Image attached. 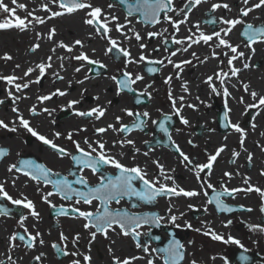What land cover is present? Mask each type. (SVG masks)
<instances>
[{
  "label": "flooded vegetation",
  "instance_id": "flooded-vegetation-1",
  "mask_svg": "<svg viewBox=\"0 0 264 264\" xmlns=\"http://www.w3.org/2000/svg\"><path fill=\"white\" fill-rule=\"evenodd\" d=\"M253 1L256 0H250L247 7H250ZM87 2L91 3L93 7L102 9L103 16L100 19L103 21L107 17L110 21L108 26L112 30L109 32V36L117 41L118 47L127 49L130 52V58L137 62L128 63L125 68L128 58H125L121 52L115 49L111 52L107 51L110 45L102 31L97 34L93 26L84 23L85 19L90 18L87 16L90 9L86 8L72 14L53 17L52 28L49 26L48 20L43 24H29L24 32L31 34V36L34 35L36 39V34L40 33V38L37 39L39 47L51 44L50 51L56 55H53V59H51L53 64L51 67L56 70L55 74L47 75L45 71L44 76L40 77V82L36 83L40 73L37 76L32 72L26 76L24 82L28 83L29 87L20 90L25 94L31 93L30 99H35L37 103L35 107L38 112L40 111L42 131L49 133L46 138L57 139V142L54 140L53 142L72 154H78L73 140L80 143L85 150L88 147L84 143L86 138L93 143V147L97 146L96 141H102L105 143L107 153L122 164L128 167L139 166L147 172V179L159 178L168 187H172V180L164 181L160 177V170L154 163L156 161L163 165L165 173L173 178L178 188H183L186 191H197L199 195L195 197L183 195L157 197L152 203L142 202L135 197H125L120 200L119 204L112 202L110 207L113 209H122L141 215L155 213L164 217L159 226H151L147 236L143 233L148 232L149 226L139 229L141 232L140 242L149 248V252L145 253L142 248H137V242L131 236H124L119 227L114 226L116 230H109L108 232L120 234L128 239L127 242H123L118 236L116 242L104 243L102 247L104 252L100 254L95 252L96 257H93L95 256L93 253L88 262H85L82 257H78L76 260L80 264H116L117 259L122 262L129 258H122L124 249H132L134 251L131 253H135L134 257H138L132 261V264H147L149 259L153 260V264H164L163 254L159 251L153 252L152 249L164 248L172 239H175L183 245L184 258L181 264H193V262L195 264H264V231H253L249 227L250 225H258L264 228V212L261 211V207L264 206V197L255 191L246 192L243 190L234 193L235 198L221 197L223 203L232 206L235 210L220 212L217 211L215 203H208L214 193L213 189L207 188L204 183L205 181L211 183L217 192L221 191L222 185L228 189H246L248 185L244 183V180L247 178L252 186L259 187L264 191V175H261L264 172V150H262L264 149V133H244L243 146H241L240 133H209L210 124L212 126L214 123L218 131H225L222 119L226 112L227 120L233 113L236 123L242 120L244 129L250 126L251 118L256 115L258 109L245 108L243 111V106L254 103L250 94L253 91L258 94L257 99L259 96H264V91H260L264 89V69L258 71V73L262 72L261 74H256L255 70L258 69V64L253 62L255 47L262 42L254 43L253 51L246 46L248 42L242 35L247 24L264 26V23L247 21L254 18L256 9L250 12L247 17H241L240 10L241 5H243L241 0H206L188 12L187 22L181 24L179 32H176L169 22L163 20V13L159 24L150 25L138 14L132 13L129 16L123 9L126 4H121L120 0H87ZM186 3L187 0H174L173 7L176 9L184 8ZM214 3L227 4L229 8L221 7L213 12L211 6ZM109 4L112 7H109ZM57 8L61 11L58 4ZM194 11L196 17L193 16ZM67 15H75V17L66 20L64 16ZM169 15L174 20L184 19L182 14L178 15L176 12L169 13ZM112 16L117 17V20L112 21ZM124 17L133 19V23L127 26L123 23ZM221 17L225 19L239 18L243 21L242 24L236 25L226 37L233 46H238V52L244 53L243 58L233 61V66L240 69L237 76H231L228 65V57L233 54L223 46L216 47L218 41L215 38L207 45L203 42L193 44L187 52L180 51L175 56H171V53L179 47L172 43L173 36L177 39H184L189 35L198 36L199 32L193 27L194 25L199 26V31L212 34L213 31L227 27L219 22ZM213 18L217 21L215 24L206 22ZM116 24L125 25L122 31L126 33L128 39H125L121 32L115 30ZM130 27L132 31H128ZM53 28L55 35L53 39L49 40L46 35ZM165 29L167 31H164ZM170 30L173 33L168 37ZM183 31L185 33H182ZM149 32L163 34L149 38L147 35ZM134 33H139L142 39L137 41ZM76 40H80L83 47L74 45ZM144 41L150 45L151 43L154 44V49L147 54V60L139 61L140 55L142 53L145 55V51L139 49L140 44ZM60 42L73 46L72 51L68 52L64 48L58 47ZM186 42L189 43V41ZM167 45L171 47L168 48ZM195 47L196 49H194ZM81 52H84L90 59L99 61L105 67L101 68L98 64L90 65L86 61L73 59ZM213 52L216 53L215 58L212 55ZM225 52H228V56H225ZM192 53H196V56L194 57ZM258 53L261 55L264 50H258ZM66 57H68L67 62L65 61ZM40 58L41 56L38 61ZM169 58L173 63H168ZM157 60L163 63L155 64L156 71L149 74L146 63ZM185 60L191 61V63L181 64L179 69L174 67V63ZM245 63L249 65L248 68H244ZM76 68H80V71H75ZM124 71L131 73L133 78L136 75L143 77L135 84L130 85L133 91L121 89L118 84V81L124 78ZM217 73H228V76L217 78ZM57 76L63 77V79H57ZM209 76L213 77L211 85L207 81ZM150 79L154 81L149 82ZM221 79H223V84ZM78 81H83V83H78ZM150 83H153L152 87H150ZM245 84L249 86L248 91L244 89L245 94L241 96L237 90L241 87L244 88ZM4 85L9 84L5 82ZM213 87L216 91H213ZM8 88L12 89V85H9ZM225 88L229 92L227 97L223 94ZM57 89L67 94L53 96L43 103L37 99L38 96L49 95ZM169 94H171L172 99H169ZM5 95L7 94L1 95L0 89V98ZM241 99L243 103H241ZM72 100H77L79 103L69 108L68 103ZM137 100L140 102L138 103ZM173 101H175V107ZM189 105L194 107H189ZM97 106L105 110L104 116L99 120L95 119V116L88 117L75 114L77 111L87 112ZM44 108H47L50 114L41 111ZM126 110L132 111L133 115L128 116ZM144 112L149 115L144 117L142 115ZM137 114H141L140 120L143 121V125L139 129H133L130 133H119L111 129L104 133L96 132L98 128L107 129L109 124L116 128H119L121 123L131 126L137 122ZM118 116L121 118L120 123L116 120ZM181 118L186 119L188 123H182ZM161 124L164 125L166 132L161 129ZM49 127L52 128L49 129ZM57 132L61 133L59 137L55 136ZM69 133H72V140L67 138ZM11 136L12 133H0V148L8 150L7 155L0 159V183L4 184L5 190L13 199L23 200L27 197L28 200H31L39 216L38 218L33 217L30 210L25 209L22 205H12L10 201L0 199V206L9 210L8 215H0V264H48V252L54 260L49 250V233L77 231L79 227L83 229L88 221L80 217L78 212L72 214L71 209L78 208L80 211L94 212L99 202L93 201L92 205L76 204V197L65 200L59 195H53L49 197V200L55 207H51L42 198L47 192L54 191L50 184H38L22 172L13 171L10 173L8 167L12 164L19 165L21 160H32L35 163L44 164L53 173L59 174V176H53V179L66 177L72 181L83 176L90 186L99 183L100 173L93 174L91 169L87 168L81 170V167L70 156L60 157L52 148L42 142L39 143L37 151V153L40 152V156L34 153H22L23 150H20L21 147H18L14 140L10 141L13 146L3 143V141L11 139ZM126 139L132 140L134 144H123L122 146L121 143H114ZM25 142L28 144L31 141L26 140ZM177 146L190 158L192 164L187 165V162H181L182 157L176 151ZM221 147L224 150L213 162L211 173L209 174V171L205 169L199 172L200 179L197 180L196 174L199 170L196 165L206 163L208 156L215 154L216 150ZM22 149L25 150L26 148L23 147ZM135 149H139V151L137 152ZM41 150L43 151L41 152ZM145 152L148 155H144ZM234 152L238 155L234 156ZM249 153L252 156L251 161L248 158ZM101 171L107 175L117 174L116 170L110 166L103 167ZM225 172L231 173V178L226 177ZM13 180H15V184H13ZM134 185L137 188L141 187L140 181H135ZM73 187L81 191L86 190L83 185L73 184ZM189 205L194 207L189 208ZM170 206L171 213L169 212ZM61 207L68 210L70 214L68 216L59 214ZM249 208L251 211L246 210ZM170 215L178 217L176 225H180V227L170 223ZM21 217H25L23 227H21ZM228 221L231 223L228 224ZM185 224H190L191 228L186 227ZM25 229H27L26 232ZM89 229L95 231L94 228L90 227ZM37 232L40 233V236L34 241L32 247H28L27 237L35 235ZM211 232L221 235L224 239L213 240ZM205 233L209 234L205 235ZM13 234L18 237L22 235L25 239L17 238L13 241L10 239ZM229 236L240 243H226L225 241ZM154 237H158V239H154ZM40 240L45 243L41 244ZM59 242V239L56 238L55 245L57 247H51L56 258L54 261L58 264H65L66 255L63 254L65 250L57 244ZM41 254L43 255L41 256ZM138 254L143 256H136ZM33 255L41 256V260L37 261ZM242 256H246L247 260L242 261Z\"/></svg>",
  "mask_w": 264,
  "mask_h": 264
},
{
  "label": "snow or ice",
  "instance_id": "snow-or-ice-1",
  "mask_svg": "<svg viewBox=\"0 0 264 264\" xmlns=\"http://www.w3.org/2000/svg\"><path fill=\"white\" fill-rule=\"evenodd\" d=\"M51 2L58 4V7L61 9V11H53L51 12V16L48 18L51 19L53 17L62 16L65 14H72L78 10L82 9H90V11L87 13V16L90 17L89 19H85L84 23L91 25L95 28L97 34H100L102 31V34L105 38H107L108 43L110 47L108 48V52H111L113 49L117 50L118 52H121L125 58H128L125 63V68L127 67L128 63H135L137 61L130 58V52L127 49H123L121 47H118L117 41L112 39L109 36V32L112 30L108 25L110 21L107 17L103 19V21L100 19L101 16H103L102 9L100 7H93L91 3L87 2V0H51ZM206 2V0H187V3L184 5V8L176 9L173 7L174 0H132V2H129V0H120L121 4L127 5V12L128 15H132V13H138L145 22H147L150 25H156L161 22V14L163 13V20L170 23L171 27L176 31L179 32L180 25L184 24L188 20V12H191L193 9H195L198 5L201 3ZM242 4L246 7L241 8L240 10V16L241 17H247L250 12H252L254 9H259L262 6H264V0H258V3H254L251 5V7H247L249 5L250 0H241ZM11 3L15 6L10 8L6 3H4V0H0V14L6 13L8 14V19H2L0 20V30H8L12 28L19 29L21 31H24L28 28L29 24H31L33 21L39 24L45 23V20L42 19L40 16L33 15L32 12H28L27 16L32 17V20H28L26 17H20L16 15L17 8L19 9H25L26 6L24 4H18L17 0H11ZM42 7L45 11H50L47 4H43ZM109 7H112L111 4H109ZM225 8L228 9L229 6L227 4H220V3H214L211 6V11L215 12L218 8ZM187 9V11H185ZM176 12L178 15L182 14L184 16V19L182 20H174L169 13ZM112 21L117 20V17L112 16ZM207 23L215 24L217 21L213 18L208 21ZM221 24L226 25L227 27L221 28L219 31H213L212 34H205L202 31H199V26L194 25L199 32L198 36L189 35L188 37H185L184 39H177L175 36L172 37V43L176 45H181V48H177L176 51L171 53V56H175L177 52L184 51L187 52L188 49L193 44H199L203 42L204 44H208L210 41H212L214 38L218 41L216 44V47L223 46L224 48L228 49L233 55L228 57V65L231 71V76H237L240 69L233 66V61L237 60L239 58L244 57L243 52H238V46H233L226 37L229 36V34L232 32V30L236 27L238 24H242V19H225L223 17L220 18L219 21ZM130 23V21H129ZM125 28V25L122 24H116L115 30L117 32H121V35L124 36L125 39H128L129 37L122 31V29ZM128 31H132L131 28L128 29ZM164 31H167L165 29ZM191 32V29H189ZM163 33L158 32H149L147 35L149 38L161 36ZM37 39L40 38V33H37ZM55 35V29H50L47 35V38L49 40L53 39ZM135 39L137 41H140L142 39L141 35L139 33H134ZM242 35L247 40V47L252 49L254 51V48H252L253 44L261 41L264 42V26H254L252 24H247L245 27V31L242 33ZM186 41H189L187 44V47H183ZM74 45H80L83 47V44L80 40H76L74 42ZM58 47L64 48L66 51L71 52L72 47L70 45H66L63 42H60L58 44ZM146 47L145 44L141 43L140 48L144 49ZM39 48V44H34L31 51L35 52ZM55 51V49H53ZM192 55L195 57L196 53H192ZM213 57H216V53L213 52ZM225 56H228V52H225ZM4 60H11L12 57L9 56L7 53L2 57ZM52 57H48L49 63L41 62L36 65V68L39 70L40 76L37 77L36 83L40 82V77H43L45 74V71L47 68L51 67V61ZM73 59L79 60V61H86L88 64H98L101 68L105 67V65L101 64L97 60L90 59L84 52H81L79 55L73 57ZM207 59V58H205ZM147 60V57L142 53L139 57V61H145ZM203 62V61H201ZM148 63H155V64H162V61H148ZM168 63H173V61L169 58ZM191 61L185 60L180 63H174V67L179 69L181 68V64H189ZM19 67V65H17ZM63 67V65H61ZM249 65L247 63L244 64V68H248ZM34 71L33 68H28L27 71L24 73V76H28ZM75 71L79 72L80 68H76ZM149 72H155V68H149ZM217 78L220 77H227L228 73H217ZM123 79L118 81V84L121 89H127L128 91H133V89L130 87V85L135 84L137 81L143 79L142 76L136 75L135 78H133L132 74L128 71L123 72ZM17 79H20L19 77H16L14 75L11 76H0V80H4L7 82V84L12 85L15 87L17 91H20L22 88H28L29 84L24 83L23 85L19 83H15ZM57 79H63V77L57 76ZM113 79H116L113 77ZM170 79V78H169ZM213 80V77L209 76L207 78V81L210 83ZM168 82V81H166ZM78 83H83V81H78ZM221 83L223 84V79H221ZM248 85H244L245 91H248ZM185 91L187 89L185 88ZM213 91H216V89L213 87ZM67 93L64 91H61L60 89H57L55 92L44 95V96H38L37 99L43 103L44 101L50 100L53 96L59 95L64 96ZM224 96H229V92L227 88L224 89ZM252 96V99L254 101L253 104L248 105L250 108H260L264 107V96H259L258 94L253 91L250 93ZM8 96L13 99V103H15V100L19 99V97L13 96V93L11 91L8 92ZM169 99H172L171 94H169ZM181 99H183L181 97ZM139 103L140 101L137 100ZM2 103V101H0ZM79 103L77 100L69 101L68 107L71 108L73 105ZM241 103H243V100L241 99ZM173 106L175 107V101H173ZM189 107H194L192 105H189ZM12 111L17 114V120L19 121V127L24 128L27 132L31 134L37 141L42 142L43 144L49 146L52 148L55 153L60 157H71L73 161L76 162L77 165L81 167V170L87 168L91 169L93 174L100 173V181L95 186H90L88 184V181L85 177L81 176L75 180L69 181L66 177H61L58 179H53V176H59L58 173H53L50 168H47L44 164L35 163L32 160H21L19 162V165L12 164L8 167V171L11 173L13 171L15 172H22L25 176L29 177L30 179L36 181L38 184L43 183L44 185H51L54 191L47 192L42 197L46 203H49L51 207H55V205L51 204V201L49 200V197L53 195H59L61 198L65 200H71L73 197H76L75 203L76 204H86V205H92L93 201H98V205L96 206V210L93 211H80L78 208H72L71 210L73 212H78L80 217H83L88 223H85L84 227L85 229L94 228L95 231L91 232L90 235L93 239H95L97 233H102L107 235V232L109 230L115 231L116 227H119L120 232L124 236H131V238L136 241V247L142 248V250L147 253L149 252V248L142 244L140 242L141 232L139 229H141L144 226H149L148 232H144L143 235L147 236L151 230L152 225L159 226L161 221L164 220V217L158 216L155 213H145L143 215L136 214V213H130L126 210L122 209H113L110 207V204L112 202H115L116 204L120 203V200L128 197H135L138 200L145 202V203H152L156 200L157 197H163V196H180L183 195L185 197H195L199 195L197 191H186L183 188H178L175 185V181L170 175H167L165 173V170L163 168V165L159 164L158 162L154 161L156 163L157 168L160 170L159 175L163 178L164 181L172 180L173 186L168 187L165 183L161 182V179L157 178L154 180L147 179V172L142 170L139 166L134 167H128L124 164H122L118 159L115 157L109 155L105 149V143L102 141H96V147H93V143L89 142L87 138L84 140V143L88 146L87 150H85L83 147H81L80 143L76 141H72L75 145L76 153L78 154H72L68 152L65 148L62 146H59L53 142V140L46 138L44 135L40 134L35 128H33L30 125V121L25 119L22 114L19 113L18 108L13 107ZM43 112H49L50 111L47 108L42 109ZM178 111V110H177ZM30 113L33 116H37L40 114V112L37 111L36 107L33 106L32 109H30ZM126 113L128 116H132L133 113L130 110H126ZM78 116H88L92 117L95 116V119L99 120L101 117L104 116L105 110L99 106L92 108L91 110L87 112H80L77 111L75 113ZM140 115L137 114L136 123H133L131 126L121 123L119 128H116L114 125L109 124L107 129L106 128H98L96 129L97 133H104L108 129H111L112 131L119 132V133H130L133 129H139L143 125V121L140 120ZM144 117H147L149 114L147 112L142 113ZM227 117V112L225 114ZM116 120L118 123H120L121 118L118 116L116 117ZM181 122L184 124H187L188 121L186 119L181 118ZM155 123V121H153ZM231 127L238 133L241 134V146H243L244 141V130L238 125V124H232ZM255 127V125H253ZM0 128H6L9 131H16V127H9L7 123H5L3 120H0ZM161 129L165 132L167 131L164 129V125L161 124ZM83 130V129H81ZM61 133L57 132L55 133L56 137H59ZM69 140H72V133L68 134L67 137ZM169 140H171V137H169ZM114 143H121L133 145L134 142L130 139H126L124 141H116ZM191 143V141H190ZM224 150L223 147L216 150V153L213 155H209L207 162L202 165H196V168L199 170L197 172V180L200 179L199 172L204 171L207 169L209 171V174L211 173V169L213 167V162L217 160V157L220 155V153ZM264 150V149H262ZM7 149L0 148V159H3L7 155ZM135 151H139V149H135ZM176 151L180 154L182 157V163L187 162V165L192 164V161L190 158L184 154L179 147H176ZM144 155H148L147 152L144 153ZM234 156L238 155V153L234 152ZM249 161H251V153H249ZM186 165V166H187ZM115 169L117 174L116 175H107L104 174L101 170L103 167H108ZM224 175L226 177L231 178V173L225 172ZM261 175H264V172L261 173ZM135 181H140L141 187L137 188L134 185ZM207 185V188L213 189V197L209 199L208 203L212 204L215 203L217 211L220 212H232L235 209L232 206H229L222 202L221 197H231L235 198L233 196L234 193L239 191H246V192H252L255 191L261 195V197H264V191H262L259 187H254L249 183V180L245 178L244 183L248 185L246 189H228L227 187L221 186V191L217 192L215 188H213V185L211 183H208L207 181L204 182ZM13 184H15V180H13ZM73 184L83 185L86 189L85 191H81L79 189H76L73 187ZM204 186L203 184L201 185ZM39 191V189H38ZM205 195L207 193L205 192ZM0 199H5L7 201H10L12 205H22L25 209L30 210V214L33 217L39 216V214L35 211L33 202L31 200H28L27 197L22 199H13L12 196L8 194V192L5 190V186L3 183H0ZM193 205H189V208H193ZM243 207V206H241ZM247 211H251V209H246ZM205 211L207 209L205 208ZM261 211L264 212V206L261 207ZM169 212L171 213V206L169 207ZM9 210L3 206H0V215H8ZM61 215H68V212L61 207L60 213ZM183 215V213H181ZM25 217H21V227H23V220ZM178 217L176 215H170L169 221L173 225L180 227V225H176ZM231 221H228V224H230ZM186 227L191 228L190 224H185ZM251 230L253 231H264V228H261L258 225H250L249 226ZM27 229H25V232ZM199 231V229H197ZM209 233H205V235H208ZM40 236V233L37 232L35 235H29L27 237V245L28 247H32L34 241H36L37 237ZM211 237L213 240H223L224 238L215 233L211 232ZM24 240V236H17L16 234H13V236L10 238L11 240L16 239ZM78 239V235L76 237ZM62 240H67V237L61 234ZM154 239H158V237H154ZM41 244H43V240L39 241ZM231 242L234 244H239L240 242L238 240L233 239L231 236L227 238L225 241ZM53 248H56L57 246L55 244L52 245ZM153 252L159 251L163 254L164 264H181V261L184 258V252H183V245L180 241L172 239L169 244L160 249H152ZM64 255H67V252L63 253ZM43 254H41L42 256ZM72 255H77V253H72ZM41 256L35 257L37 261L41 260ZM11 259V257H9ZM138 259V257H131L128 259L123 260L122 262L118 259L116 260V264H132V261ZM90 260V257L85 255L84 261L88 262ZM242 261H246L247 257L242 256ZM72 264H80L78 260H74ZM147 264H153V260L149 259L147 261ZM195 264V262H193Z\"/></svg>",
  "mask_w": 264,
  "mask_h": 264
},
{
  "label": "rangeland",
  "instance_id": "rangeland-1",
  "mask_svg": "<svg viewBox=\"0 0 264 264\" xmlns=\"http://www.w3.org/2000/svg\"><path fill=\"white\" fill-rule=\"evenodd\" d=\"M89 1H93V0H89ZM4 3H6L10 8L15 7L11 3V0H4ZM17 3L18 4H24L26 6L25 9L17 8V10H16V15L17 16H20V17L23 18V17L27 16L28 12H32L33 15L40 16L45 21L48 20L49 26L51 28H52L51 23L54 21V18L49 19L48 17L51 16V12L60 11L57 8V4L51 2V0H17ZM254 3H258V0H256L255 2L253 1L251 3V5L254 4ZM43 4H47L48 8L50 9V11H45L44 8L42 7ZM251 5H250V7H251ZM243 7L244 6L241 5V8H243ZM263 12H264V6H262L259 9H256V15L254 14L255 15L254 18H251L252 20H247V21H251V22L255 21L256 23L257 22L264 23V15L262 14ZM193 16L196 17V12L195 11L193 13ZM73 17H75V15L64 16V18L66 20H71V18H73ZM8 18H10V17H8V14H6V13L0 14V20L8 19ZM180 18H183V17H180ZM27 19L28 20H32V17L27 16ZM55 20H57V19H55ZM129 21H130V23H129ZM133 21H134L133 19L128 18V17H126V18L124 17L123 18V23L127 24V26L132 24ZM35 23H36L35 21L32 22V24H35ZM168 27H170V26H168ZM169 33H170V35L168 34L169 35L168 37H170L172 35L173 31L170 30ZM182 33H185V32L183 31ZM47 35H46V37H47ZM187 43L188 42H185L183 47H187ZM34 44H37V39H36V37L34 35L31 36V34H27L24 31H21V30L16 29V28H12V29H8V30H0V47L2 46V48H0V49H1V52L7 53L9 56L12 57V59L9 60L10 63L12 61H14L13 59L20 60L21 58H24V57L28 56V54L31 52L30 49L32 48V46ZM144 44L146 46L149 45V43L147 41H144ZM178 46H179L178 48L182 47L181 45H178ZM255 48H256V52H254L255 53L254 54L255 58H254L253 62L258 64V69H256L255 72H256V74H261L262 72L258 73V71H261V69H264V53H262L260 55L258 53V50H261V49L264 50V42H262L261 44H258ZM139 49L140 50H144V49H141L140 47H139ZM149 51H147L146 54H149ZM42 55L43 56L44 55L45 56L48 55V57L51 56L52 59H53V55L54 54L51 51H49L48 54L45 52ZM54 56H56V55H54ZM38 59H39V55L30 57V62H32V65L34 63V66L32 68L35 69V66L37 64ZM65 61L66 62L68 61V57L65 58ZM10 71H12V70L9 68V70L3 71L1 73V75H7L8 74L9 76H11L12 74H11ZM33 74H35V72H33ZM23 77L25 78V76H23ZM240 77H238V78H240ZM153 81H154L153 79H150L149 82H153ZM1 82L2 81L0 80V84H1ZM5 82L6 81L3 80V84ZM4 86H5V89H4V87H3V89L6 91L7 95L2 96L0 98V101H2V103H0V106H5V107L11 106L12 107L14 105L13 104V99L8 96V91H11L13 93V96H14V93H17L16 92L17 90L16 91H15V89L9 90V88H8L9 85H7V86L4 85ZM152 86H153V83H150V87H152ZM3 89H1V91H3ZM22 90H24V89H22ZM237 91L239 92V94L241 96H243L245 94L244 88H242V87L239 90H237ZM34 92H36L35 89H34ZM15 102H18V101L15 100ZM36 104L34 106H36ZM245 108H250V107H248L247 105L243 106V111H244ZM254 109H256V110L258 109L257 113H256L255 116H253L251 118V121H252L251 125L246 127L245 129L242 126V120H240L239 122L237 121V123H236V122L232 121L231 118H228V124L226 125L227 127L225 128L224 132L218 131V129H217L215 123H214L212 125L214 127H212L211 124H210L209 133H238L231 127L232 124H238L244 130V133H264V107L254 108ZM13 117H14V115L11 117L10 121L11 122L12 121L15 122L14 125H16V126H14V127H16L17 130L13 132V131H9L6 128H0V133H12V136L10 137L11 139L5 140V141H3V143L5 145H12L13 146V144L10 141L14 140L16 145L18 147H21L20 150H23L22 153H32V154L34 153V154H37L38 156H40V152L37 153V151L39 149L38 145H39L40 141H37L24 128L19 127V121L17 119L15 121V119ZM24 118L29 120L30 121V125L33 128H35L37 131L39 130V133L41 132L40 134L44 135L45 137L49 136L48 135L49 133H45V131L44 132L42 131V128H41L42 123H41L40 119L38 121L35 120V118H37V116L31 115V113L29 112V113H27L24 116ZM39 118H40V116H39ZM33 120H34V122H33ZM253 125H255V127H253ZM9 127H11V126H9ZM51 128L52 127H49V129H51ZM63 137L66 138L65 135H63ZM26 140H30L31 142L27 144L25 142ZM54 141L57 142L58 140L55 139ZM23 147L26 148V149L25 150L22 149ZM42 151L43 150H41V152ZM91 232H93V231L90 230V229H85V227L82 229V228L79 227L77 231L60 232V233H55V234L54 233H49L50 234L49 243H48L49 244V250H50V252L52 253V255L54 257V260L56 258L54 256L52 250H51V247H52L53 244L56 243V238H58L59 241L62 243L61 244L59 242L57 244H59L61 246V248L64 249L65 252L68 253L66 255V259L64 261L65 264H69V263L73 262L74 260L78 259V257L84 258L85 255H87L89 257H92L93 253L95 255L93 257H96L95 252L98 253V254H100L101 252H104L102 250L103 249L102 247H103L104 243L116 242L117 241L116 237L118 238V236L123 240V242L124 241L127 242V240H128L125 237L121 236L120 234L117 235V233L113 234V233H110V232H108L107 235H105V234H97L95 239H93L91 237V235H90ZM61 234L66 236L67 240H62L61 239ZM77 235H78V239L76 238ZM43 243H45V242L43 241ZM131 251H134V250H132V249L131 250L124 249V252L121 255L122 258L124 259L125 257H129V258L134 257L135 253H131ZM72 253H77V255H72ZM136 256H143V255L142 254H138ZM33 257L35 258L36 255H33ZM47 260H48V262H47L48 264H56L57 263L56 261H54L51 258V255L49 254V252H48V259Z\"/></svg>",
  "mask_w": 264,
  "mask_h": 264
},
{
  "label": "bare ground",
  "instance_id": "bare-ground-1",
  "mask_svg": "<svg viewBox=\"0 0 264 264\" xmlns=\"http://www.w3.org/2000/svg\"><path fill=\"white\" fill-rule=\"evenodd\" d=\"M262 14L264 15V12ZM49 43H51V42L49 41ZM143 44H144V42H143ZM50 46H51V44L45 45V46L42 45V47H39L35 52L31 51L28 54V56L21 58L20 60L13 59L14 61H12L11 63L9 60L2 59V57L5 55V53L1 52V49H0V76H9L8 74L7 75H1V73L3 71L9 70V68H10L12 70V71H10L11 74L20 78V79H17L15 82L19 83V84H23L25 82V78H26V76H25V78L23 77L24 73L27 71L28 68H32L34 66V63L32 65V62H30V57L39 55V57L41 56V58L39 61H37V64H39L41 62L49 63L48 56L47 55L43 56L42 54H44L45 52L48 53L50 51ZM0 48H2V46ZM44 48L46 51L44 50ZM152 49H154V44H152V43H151V45L149 44L148 46H146L144 48L146 57L148 56L146 54V52L149 50H152ZM194 49H196V47ZM147 59H148V57H147ZM50 63H51V61H50ZM17 65H19V67H17ZM51 66H53L52 63H51ZM33 72H35V74L37 76L39 75V70L36 68V66H35V69ZM46 73H47V75L55 74L56 70L53 69L52 67H50V68L46 69ZM1 81L2 82L0 84V89H3V87L5 89V86L3 84V80H1ZM4 89H3V91H1V95L6 94V91ZM12 89H15V87L12 86ZM9 90H11V88ZM15 91H16V89H15ZM260 91H264V89L260 90ZM16 92L17 93H14V96L19 97V99L16 100L18 102H15L12 107L11 106H9V107L0 106V120H3L4 122L8 123L9 126H11V127L16 126V125H14L15 124L14 121H12V122L10 121L11 117L14 115L13 118L15 119V121L17 119V114L12 111L13 107L18 108L19 113L22 114L24 117L28 113L29 109L32 108L36 104L35 99H30L31 93L25 94L23 91L22 92L16 91ZM230 118L232 121H234V114L233 113H231ZM39 119H40L39 116H37V118H35V120H37V121ZM33 122H34V120H33Z\"/></svg>",
  "mask_w": 264,
  "mask_h": 264
}]
</instances>
